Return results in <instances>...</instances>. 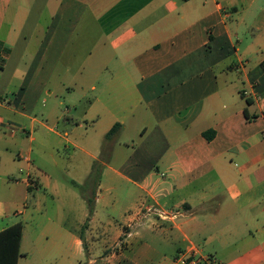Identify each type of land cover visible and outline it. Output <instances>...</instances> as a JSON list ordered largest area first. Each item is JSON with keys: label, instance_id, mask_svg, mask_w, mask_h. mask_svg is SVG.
Returning a JSON list of instances; mask_svg holds the SVG:
<instances>
[{"label": "crops", "instance_id": "crops-1", "mask_svg": "<svg viewBox=\"0 0 264 264\" xmlns=\"http://www.w3.org/2000/svg\"><path fill=\"white\" fill-rule=\"evenodd\" d=\"M263 61L264 0H0V232L22 223L16 264L42 230L54 264H264ZM41 94L67 103L54 125L85 129L63 131L81 176L107 148L90 215L31 157L61 137L25 107Z\"/></svg>", "mask_w": 264, "mask_h": 264}, {"label": "rangeland", "instance_id": "rangeland-1", "mask_svg": "<svg viewBox=\"0 0 264 264\" xmlns=\"http://www.w3.org/2000/svg\"><path fill=\"white\" fill-rule=\"evenodd\" d=\"M62 73L63 70L61 71ZM5 76L2 77V79ZM2 83V80H0ZM27 82V81H25ZM68 80H56L54 77L51 81L52 85L50 86V90L54 89L55 87L60 88L59 83H68ZM13 84L17 86L19 85V80L13 81ZM56 85V86H54ZM13 89V87H12ZM0 97L3 98L2 95ZM12 100L14 97H8ZM63 97H58V99L52 98V96L47 97L44 94H41L40 96H34L29 97L30 104H33L31 106L30 104H27L25 107L30 114V116L36 117L37 119H45L48 117V125L55 131L61 134V137H57L54 134H48L47 135V141L48 143L45 144L43 149L41 150V147L38 143H34L33 145V154L31 157L33 160H35V165L40 166L41 170H43L47 175H49L51 178H55L57 180H60L61 182L65 183V191L62 190L61 192V199L65 202L70 201V194L73 196V192L75 190L76 194L78 195V199L80 197L83 198V194L88 197H92L91 191L94 189L93 185L91 183H87L86 179L88 176H81L79 174V170H77L73 165L75 162L76 155H79L77 151L73 149V147L64 140L63 131H67L68 133V139L72 141L75 136L79 135V133H83L85 129L81 130H75V126L71 124H64L62 120H59L57 124L54 125L52 123L55 119V116H58L60 111H65V107L67 103H63V105H58L57 102L63 101ZM44 100V102H43ZM64 102V101H63ZM17 103V101L15 102ZM42 114L44 116H42ZM4 117L7 116V113L3 115ZM88 127V126H87ZM86 127V128H87ZM71 129H74V132H71ZM78 133V134H76ZM43 151V153H42ZM42 153V155L45 156L44 161H41L36 157V153ZM50 159H54L56 161H60V159L63 160V171L62 173H57V169L52 165L50 162ZM61 162H59L60 164ZM72 191V193H71ZM36 195H42L44 199V213L46 212L49 217L54 218V200H56L52 193L49 190L46 191H39L36 193ZM53 206V207H52ZM19 220V219H17ZM39 231L37 235L30 238L28 235L25 236L23 241V246L21 249V252L27 253L26 258L21 260L19 264H54V259L50 258L45 254L47 249L51 247L52 241L48 234L45 232ZM47 253V252H46Z\"/></svg>", "mask_w": 264, "mask_h": 264}, {"label": "trees", "instance_id": "trees-1", "mask_svg": "<svg viewBox=\"0 0 264 264\" xmlns=\"http://www.w3.org/2000/svg\"><path fill=\"white\" fill-rule=\"evenodd\" d=\"M260 67L264 71V61L261 63ZM245 115H246V111H245ZM118 128H119V124L113 125V127L105 134L104 139L108 141ZM106 155H107V148L105 146L101 150L99 159L93 163L91 167V172L89 173L86 179V182L91 183L94 187V189L91 191L92 194L91 198L83 194V199L86 201L88 207V215H90L92 212L94 190L100 179L102 162H104ZM22 228H23L22 223L17 222L0 232V264L17 263V259L20 256L19 244L22 234Z\"/></svg>", "mask_w": 264, "mask_h": 264}, {"label": "built area", "instance_id": "built-area-1", "mask_svg": "<svg viewBox=\"0 0 264 264\" xmlns=\"http://www.w3.org/2000/svg\"><path fill=\"white\" fill-rule=\"evenodd\" d=\"M145 214L147 216H157L160 218H175L178 216V212H167L164 209H160L159 207H155L154 205H150L145 209Z\"/></svg>", "mask_w": 264, "mask_h": 264}]
</instances>
